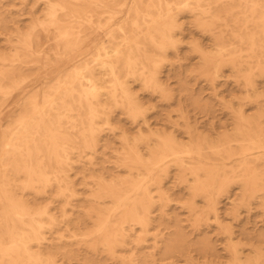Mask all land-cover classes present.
Masks as SVG:
<instances>
[{"label": "bare ground", "instance_id": "bare-ground-1", "mask_svg": "<svg viewBox=\"0 0 264 264\" xmlns=\"http://www.w3.org/2000/svg\"><path fill=\"white\" fill-rule=\"evenodd\" d=\"M40 1L43 13L31 18L29 30L20 35L22 44L35 53V64L56 55L65 57L63 66L75 63L42 89L23 98L18 93L16 109L5 122L0 116V264H105L99 252L121 264H178L180 257L182 264H212L194 259L181 230L168 239L154 233L153 251H144L159 226L157 202L169 200L162 175L171 164L180 169L181 181L191 178L192 199L186 207L196 215L195 224L203 220L197 196L209 202L218 221V199L233 184H240L249 199L264 200V107L253 115L235 112L232 132L212 142L197 129L184 142L149 124V136L123 133L121 165L131 174L110 180L100 176L97 190L86 199L76 197L66 170L75 155L98 150V121L110 125L103 90L133 119L143 114V106L125 78L136 77L146 89L164 92L161 53L179 42L181 12L197 14L203 32L230 28L231 39L222 30L215 36V55L198 45L195 49L214 74L230 66L254 88L252 77L264 75V0ZM83 45L90 48L89 56L78 59L87 53ZM20 58L16 52L0 58V108L26 81ZM141 145L149 146L148 155L139 151ZM48 187L60 189L57 196L64 198L60 220L48 203L25 197L42 196ZM60 228L63 233L55 242L51 235ZM197 247L203 251L205 243ZM253 251L245 256L232 242L227 264H264V251Z\"/></svg>", "mask_w": 264, "mask_h": 264}, {"label": "rangeland", "instance_id": "rangeland-1", "mask_svg": "<svg viewBox=\"0 0 264 264\" xmlns=\"http://www.w3.org/2000/svg\"><path fill=\"white\" fill-rule=\"evenodd\" d=\"M43 7L44 3L40 0H0V58L9 57L16 52L21 57L19 70L27 76L21 89L3 101L0 116L4 122L16 109L15 98L19 94V97L23 98L42 89L46 81L56 79L59 73L70 70L75 63L73 61L63 66L65 57L56 55L50 61L35 64V53L28 52L22 44L21 33L29 30L32 17L42 15ZM198 17L192 12L178 14L179 42L173 49L161 53L164 60L160 63L159 70L161 82L165 85L164 92L146 89L136 77L125 78L137 101L143 106L141 116L133 119L126 110L110 100L106 90L102 91L104 95L101 99L109 107L106 114L110 125L106 120L98 121V150L83 156L75 155L72 166L66 170L78 199H86L97 190L95 181L100 176L110 180L114 176L127 178L131 174L130 170L121 165L123 133L130 138L139 135V131L148 135L149 124L154 131L172 134L184 142L190 140L194 129L209 137L210 141H215L225 133L232 132L235 112L243 110L246 114L253 115L259 108L264 107V75L259 76V73H256L251 79L254 88H250L242 76L230 66L221 68L216 74L212 66H205L202 55L195 46L198 45L207 54L215 55L218 50L215 36L219 35L221 30L228 40L232 35L230 28L224 30L223 26H218L213 34L203 32L198 27ZM99 35L104 36L103 33ZM85 46L83 45L82 50L87 53L78 59L89 56L90 48ZM107 85L108 83L103 84ZM233 148H236V145H233ZM139 151L148 155L149 146L141 145ZM205 151L214 158L208 149ZM167 169V173L162 176L163 188L169 200L157 202L154 216L159 226L152 230L145 252L153 251L154 233L162 239H168L174 238L179 230L187 236L192 245L189 253L200 263L227 264L231 257L229 248L232 242L238 244L239 251L245 256L253 255L254 248L264 251V200L261 197L249 199L240 184L231 185L228 192L218 199L221 208L218 221L209 210V202L204 197L197 196L195 202L202 212L203 220L195 224L196 215H192L186 207L192 199L191 178L187 176L189 180L183 182L179 179V168L170 164ZM59 190L57 187H48L42 196L28 194L25 197L41 204L48 203L60 220L65 202L62 196H57ZM153 193L157 195V190L154 189ZM66 208L70 214L71 207ZM60 233H63V228L55 229L51 239L56 242ZM203 242L205 249L201 251L197 244ZM83 251L86 252L84 249ZM98 256L105 264H121L119 260L110 259L102 252H99ZM177 263H184L183 257L178 258Z\"/></svg>", "mask_w": 264, "mask_h": 264}]
</instances>
